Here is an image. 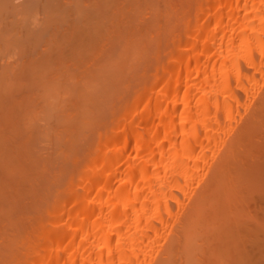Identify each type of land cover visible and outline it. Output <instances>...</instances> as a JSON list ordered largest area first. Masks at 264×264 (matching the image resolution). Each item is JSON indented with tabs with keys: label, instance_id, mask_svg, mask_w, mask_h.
I'll return each instance as SVG.
<instances>
[{
	"label": "bare ground",
	"instance_id": "obj_1",
	"mask_svg": "<svg viewBox=\"0 0 264 264\" xmlns=\"http://www.w3.org/2000/svg\"><path fill=\"white\" fill-rule=\"evenodd\" d=\"M263 89L264 0H0V264L257 261Z\"/></svg>",
	"mask_w": 264,
	"mask_h": 264
},
{
	"label": "rangeland",
	"instance_id": "obj_2",
	"mask_svg": "<svg viewBox=\"0 0 264 264\" xmlns=\"http://www.w3.org/2000/svg\"><path fill=\"white\" fill-rule=\"evenodd\" d=\"M263 90H264V89H263ZM263 164H264V163H263ZM262 169H264V165H263V168H262ZM262 171H263V170H262ZM262 171L259 173V176H258L259 181H261V180H260V177H261V175L264 173V172L262 173ZM263 176H264V174H263ZM263 176H262V177H263ZM261 179H262V178H261ZM263 185H264V183L261 182L260 189H261V188H262V189L264 188ZM255 189H256L255 191H257V189H259V188H255ZM262 189H261V191H262ZM252 190H253V189H252ZM259 191H260V190H259ZM261 191H260V192H261ZM252 192H253V191H252ZM252 192H251V193H252ZM257 192H258V191H257ZM263 192H264V191H263ZM251 193H250V194H251ZM253 195H255V194H253ZM248 196H249V195H248ZM255 196H256V195H255ZM249 197H251V196H249ZM249 197H248V200H250ZM256 197H257V196H256ZM251 198H252V197H251ZM257 198H258V197H257ZM260 198H261V197H260ZM262 198H263V195H262ZM252 200H253V199H252ZM256 200H257V199H254L253 201H256ZM259 201H260V200H259ZM263 201H264V200H262L261 202H263ZM251 202H252V201H251ZM251 202L249 201L250 204H247V205L250 206V205H251ZM256 202H258V201H256ZM247 203H248V202H247ZM252 203H254V202H252ZM258 204H259V202H258ZM258 204H256V205H258ZM252 205H254V204H252ZM261 205H262V204H261ZM251 207H252V206H251ZM256 207H257V206H256ZM260 207H261V206H260ZM249 208H250V207H249ZM252 208H253V207H252ZM261 208H263V207H261ZM250 209H251V208H250ZM258 209H259V208H257V210H258ZM252 210H253V209H252ZM259 210H262V209H259ZM262 211H263V210H262ZM255 212H256V211H255ZM257 212H258V211H257ZM253 213H254V212H253ZM261 213H262V212H258L259 215H261ZM221 244H222V243H221ZM221 244H220V246L223 247ZM225 244H226V243H225ZM225 244H223L224 247L226 246V249H228V248H227V247H228L227 244H226V245H225ZM233 244H234V243H233ZM237 244H239V245H237ZM244 244H246V243H244ZM249 244H251V245H245V246H246V247H247V246H248V247H249V246H253L254 249H257V247H259V248H261V250H262V248H263V246H264V245H262V247H261V244H260V243H249ZM255 244H256V246H257V245H258V246L256 247ZM207 245H208V244H207ZM212 245H213V243H209V246H208V247H210V246H212ZM216 245H219V244H216ZM216 245H215V246H216ZM228 245H230V243H228ZM231 245H232V244H231ZM231 245H230V246H231ZM240 245H241V246H240ZM215 246H214V247H215ZM232 246H233V245H232ZM238 246H240L241 249L244 247L242 244H240V243H236L235 246H234L235 251H234V250L231 251L232 255H233V253H235V252H236V254H237V253H240V252L242 251L241 249H239ZM205 247H206V246H205ZM205 247H204V248H205ZM221 247H220V248H221ZM237 247H238V248H237ZM248 247H247V248L244 247V249H245V250H247V249L250 250ZM204 248H203V249H204ZM217 248H218V246L215 247V249H217ZM220 248H219V249H220ZM231 248H233V247H231ZM231 248H229V249H231ZM236 248H237L238 251H239V250H241V251H239V252L236 251ZM250 248H251V247H250ZM253 248H252V251H253ZM209 249H210V248H209ZM245 250H243V251H245ZM258 250H259V249H258ZM203 251H204V250H203ZM206 251H207V249H206ZM206 251H204V252H206ZM217 251H218V250H217ZM224 251L226 252L225 255L228 256V252H229V250H225V249H224L222 252H224ZM227 251H228V252H227ZM243 251H242V252H243ZM252 251H251L250 253H251V255H254V256H253L251 259H250V257H248L250 260H253V258H255V255H256V254L259 255V253H260V252L257 251V250H256V252H253V253H252ZM204 252H203V255H205V256H207V257H210V255L213 254V253H211V254H209V256H208V255H207L208 252H207L206 254H205ZM210 252H211V251H210ZM212 252H214V251H212ZM225 252H224V253H225ZM245 252H246V251H245ZM263 252H264V251H263ZM214 253H217V252L215 251ZM247 253H248V251H247ZM247 253H246V254H247ZM236 254H235V256H237ZM262 254H263V253H262ZM225 255H224V256H225ZM232 255H230V256H232ZM249 255H250V254H249ZM205 256H204V257H205ZM233 256H234V255H233ZM256 256H257V255H256ZM204 257H202V258L205 259ZM257 257H258V256H257ZM206 259H207V258H206ZM260 259H262L261 261L264 262V255H261V256L257 259V261H255V262H254V260H253L252 264H259V263H256V262H258ZM207 260H208V259H207ZM255 260H256V258H255ZM249 263H250V261H249ZM250 264H251V263H250Z\"/></svg>",
	"mask_w": 264,
	"mask_h": 264
}]
</instances>
